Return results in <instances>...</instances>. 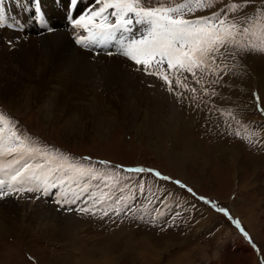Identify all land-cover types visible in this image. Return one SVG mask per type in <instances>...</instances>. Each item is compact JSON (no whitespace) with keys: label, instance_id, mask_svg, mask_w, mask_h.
<instances>
[{"label":"rangeland","instance_id":"1","mask_svg":"<svg viewBox=\"0 0 264 264\" xmlns=\"http://www.w3.org/2000/svg\"><path fill=\"white\" fill-rule=\"evenodd\" d=\"M11 1L9 5L16 4V0ZM229 1L233 0H218L213 7L195 13L211 15L216 9L226 8ZM234 1L244 2L243 10L239 9L243 13L250 12L254 7L253 2H256L257 7L263 8V11L255 12L256 16L264 15V0ZM161 2L165 6H175L184 0ZM142 3L145 6H155L157 0H142ZM11 5L7 7L9 14H12ZM53 14L57 16V13ZM200 14H194L193 17L202 16ZM57 21L60 22L61 18L58 17ZM21 38L29 40L31 47L33 46V33L29 34L26 30ZM262 38L264 35H260L259 31L251 38L238 37L244 44L250 40L262 42ZM13 41L17 42L15 37ZM14 45L10 47L6 38L0 39V86L5 77L1 73L3 70L16 69L15 61L18 66L21 61L28 62L26 74L22 76L21 82L15 71H10L14 79L6 75L9 81L0 91V111L17 122L21 131L35 138L41 145L62 151L79 163L95 165L101 173L108 172V169L96 162L107 160L111 162L110 167H150L181 180L192 187L198 196L207 197L218 207H226L233 218L241 222V226L260 251L252 249L248 240L227 217L185 190L170 182L159 183L146 174H142V177L135 174L130 178L132 183L129 179H123L124 174L129 176L124 173L121 180L116 177L118 183L113 185L116 190H126L127 195H131L129 186L139 188L141 179L145 186V178H151L156 184L153 189L161 193V197L168 202L166 204L161 198L164 205L159 208V212L163 213L160 216H166L170 210H175L176 204L184 203L189 206L186 213H181L175 223L172 217L176 213L167 220L157 218L152 223L158 209L155 205L148 204L147 198H154L156 191L141 193L138 189L135 194L141 195L136 196L131 205L134 204L136 208L135 203L142 199L141 209L148 204L144 220L132 219L130 215L125 216L123 213V218L116 221L105 219L107 217L100 219L99 214L92 216L69 212L55 203L59 199L58 194L43 196V199L52 198L49 199L54 200L52 204L41 198L36 201H16L11 198L18 204L17 220L8 222L9 229L0 239V264H191L189 262L192 260L188 259L192 258L187 257L188 251L191 256L196 257L194 264H209L205 262L207 257L213 258L209 262L221 261V264H241L238 261L241 257L248 264H261L264 260V115L256 110L257 103L253 94H258L264 100V53L252 51L240 56L245 74L229 80L228 88L217 89L221 92V97L213 98L210 102L223 114L215 109L209 113L208 107L204 106L203 111L181 106L163 89H149L146 77L131 71L128 64L101 63L96 60L98 58L91 57L87 61H92L88 65L95 68V72H91L94 80L87 83L88 86L78 97L75 87L65 88L63 84L62 87L58 86L53 101L55 106L49 109L52 115L47 117L42 106L48 91L56 90L53 67L48 65L46 58L48 53L38 52L40 58L35 60L29 51ZM77 49V56L83 55V50L79 47ZM4 61L8 64H4ZM60 73L68 78L63 71L56 74ZM115 79H119L117 82L120 87L113 88L123 91L118 98L108 89V84L112 85ZM158 96H166L169 103H164V99ZM63 97L69 103L64 102L66 99L62 100ZM228 111L233 113L234 120L228 116ZM226 121L231 123L230 129L227 128ZM151 122L157 127L165 126L163 129L166 131L158 134L149 131ZM248 126L253 131L245 130ZM236 129L249 134L250 139L237 136ZM228 150H235L237 157L241 156L238 168L230 166L231 156L227 153ZM203 155L207 163L203 161ZM86 157H90L91 161L86 160ZM112 171L118 170L113 168ZM87 183L92 185L93 192L98 191L101 179H87ZM161 187L163 191L159 190ZM53 193L55 194V189ZM30 195L35 197L40 194ZM84 196L86 199L88 194L85 193ZM47 210L49 214L45 212ZM184 210L182 208L180 211ZM142 214L144 213L141 211L136 213L137 216ZM43 217H49L50 220L47 218L48 221L43 223ZM193 225L196 226L195 229H192ZM215 241L223 242L222 246L218 248ZM6 243L14 246L12 253H2ZM233 243H239L252 259L240 250L234 253L228 251L227 248L233 246ZM203 244L205 247L201 248ZM106 245L110 252L104 251ZM202 257L205 259L202 260ZM214 262L212 264H216Z\"/></svg>","mask_w":264,"mask_h":264},{"label":"snow or ice","instance_id":"2","mask_svg":"<svg viewBox=\"0 0 264 264\" xmlns=\"http://www.w3.org/2000/svg\"><path fill=\"white\" fill-rule=\"evenodd\" d=\"M216 2L218 0H184L175 6H165L161 0H157L155 6H145L142 0H93L79 15L76 13L82 0H16V8L52 32L56 26L50 25V18L45 11V5L50 4L71 25L76 45L89 50L108 49L105 53L107 56L123 57L130 62L131 71L153 78L148 87L163 88L181 106L186 105L194 111H203L204 106L208 107L209 113L215 109L223 114L210 101L221 97L218 88H228L229 80L245 74L240 56L252 51L264 53V46L244 44L238 39L254 35L253 29H259L264 35V15L248 17L243 24L237 23L230 20L229 15L238 9L243 10L245 6L231 4L211 15L186 18V14L194 15L198 10L213 7ZM2 21L3 17L0 16ZM137 26L143 28L139 35L134 34ZM7 43L10 47L14 45L12 40ZM100 54V51L95 52L96 56ZM205 76L211 78L204 79ZM253 96L257 103L256 110L264 115V100L258 94L254 93ZM227 114L235 119L231 111ZM226 126L229 129L232 127L227 121ZM236 135H240L239 131ZM85 159L91 161L90 157ZM96 163L104 166L108 172L101 173L91 163L86 166L57 149L41 145L21 131L17 122L0 111V200L21 197L32 199L30 194L47 196L52 189H62L55 203L66 211L92 216L99 214L100 219L109 217L110 213L115 216L123 213L132 219L144 220L148 204L152 203L151 197L147 198L148 204L142 209L135 208L130 206L134 195H121L113 199L111 188L114 183H118L116 177L120 173L129 174L125 179H130V174L138 177L150 174L157 181L170 182L222 213L239 229L251 247L260 251L241 222L233 218L226 207H218L207 197L198 196L192 187L181 180L150 167H110L111 162L107 160ZM113 168L118 171H112ZM86 178L102 179L109 191L99 189L89 193V187L85 186ZM79 181H85V184ZM74 188L77 190L74 191ZM159 190L163 191V188ZM139 191H145L143 179ZM85 193L89 194L83 199ZM40 195H36L35 199H40ZM138 211L144 214L137 216ZM160 215L163 213L157 211L151 222L155 223ZM180 215L178 211L172 217L173 223ZM261 264H264V260Z\"/></svg>","mask_w":264,"mask_h":264},{"label":"bare ground","instance_id":"3","mask_svg":"<svg viewBox=\"0 0 264 264\" xmlns=\"http://www.w3.org/2000/svg\"><path fill=\"white\" fill-rule=\"evenodd\" d=\"M12 2V1H11ZM13 3V2H12ZM11 5V4H10ZM10 5H8V8L10 7ZM49 8H51V11L52 13H57V17H60L62 18V20L64 21V18H63V15H61V13L59 12H56L53 10L52 6L50 4H48ZM9 11V10H8ZM12 13V12H10ZM9 14V13H8ZM62 16V17H61ZM25 20V19H24ZM58 23H61L60 22H54V25L56 26ZM28 24V23H27ZM137 31L136 33H134L135 35L138 34L139 32L142 31V28L141 26H137L136 27ZM29 30H30V27H29ZM3 32L1 33L0 31V39H3V37H7L6 38V42L8 40H12L13 41V38L15 37L16 41L17 42H14V44H17L19 46L20 49H25L27 51H29V54H31V56L33 58L38 59L40 58L39 55H37L38 52L42 51L43 53H48V57L47 60H48V65H52L53 67V72L55 74V81H54V86L56 88V90H50L48 91L49 94L47 95L46 97V101L44 102L43 104V108H42V111L44 112V115H46L47 117L48 116H51L52 113L49 111V109H52V107H54L55 105V102L53 103L54 101V98L56 96V92L57 89H59V87H62L61 85L63 84V86L65 85V88L67 86H69L71 89H74L75 87V91L77 92V97L80 96L82 94V91H84L86 89V87L88 86L87 83H90L92 80H94L93 77H91V72L92 74L95 72V68L92 67L90 68L89 64L90 62L92 61H87L89 59H91V53L90 52H87V51H84L83 50V55L81 56H77V53H78V49H77V46L73 43V39L70 37V34L65 30V29H59L57 30L56 32H53V33H48V34H45V35H42V36H35V39H32L33 40V48L31 47V44L29 43V40L28 41H25L21 38V34L20 35H17L16 33L15 34H12V33H9L8 31H5V30H2ZM71 31V29L69 30ZM29 33V32H28ZM31 36V35H30ZM44 36H46L44 38ZM26 38V37H25ZM28 39V38H27ZM32 42V41H31ZM15 47V45H14ZM2 49V48H1ZM4 52V51H3ZM20 52H22L20 50ZM24 52V50H23ZM62 54H61V53ZM27 53V52H25ZM13 54V53H12ZM19 58V57H18ZM21 56H20V61H21ZM45 59V58H44ZM1 61V59H0ZM19 61V63H20ZM32 62V60H31ZM28 63V62H26ZM24 61H21V65L18 66L17 62L15 61V68L16 69H10V70H3V72L1 74L5 75L4 77V80H3V83H2V86H0V91L1 89L5 88L7 86V83L9 81V79L6 77V75H8L9 77H11L10 79H14V75L12 76L10 71H15L17 73V76H18V81L21 82V78L22 76L26 74V64ZM41 63V62H40ZM102 63V62H101ZM119 61H115V64H118ZM4 64H8V62L4 61ZM89 64V65H88ZM35 65V64H34ZM38 65V64H37ZM97 67V66H95ZM52 69V68H51ZM108 69V68H107ZM66 72L68 78L66 77L65 74H56L57 72ZM28 72V71H27ZM37 72V71H36ZM48 72V70H47ZM50 72V71H49ZM48 72V73H49ZM38 73V72H37ZM36 73V74H37ZM129 73V72H128ZM19 74H20V79H19ZM30 74V73H29ZM53 75V74H52ZM27 76V75H26ZM95 76V75H94ZM16 77V76H15ZM146 77V76H145ZM37 78V77H36ZM39 78V77H38ZM54 78V77H53ZM96 78V77H95ZM103 78V77H102ZM123 78V77H122ZM129 78V77H128ZM15 79V80H17ZM119 80V79H118ZM117 79L114 80L113 84H108V89H110V91L112 90L113 93L115 95H117V98L119 96L120 93H123V91L120 89V88H113V87H120L119 86V81ZM153 78L151 77H146V84L148 86V84L150 82H152ZM118 81V82H117ZM98 82V81H97ZM136 82V81H135ZM45 83V82H44ZM43 83V84H44ZM50 83V82H49ZM53 83V82H52ZM145 83V82H144ZM48 84V83H47ZM51 84V83H50ZM53 86V87H54ZM59 86V87H58ZM133 86V85H132ZM17 87V86H16ZM25 87V86H24ZM58 87V88H57ZM65 88H61L62 90H65ZM69 88V89H70ZM136 88V87H135ZM24 89V88H22ZM21 89V90H22ZM151 89V88H149ZM154 89H163L161 87H155V88H152L151 90L154 91ZM135 90V89H134ZM47 92V93H48ZM75 95V94H74ZM73 95V96H74ZM136 95V94H135ZM162 95V94H161ZM132 96V95H131ZM169 96V95H168ZM155 97V96H154ZM158 97H161V96H158ZM170 97V96H169ZM2 99H5L4 96H1ZM157 98V97H156ZM162 98V97H161ZM66 99L64 102H67L69 103V101L67 100V98H62V100ZM93 99V98H92ZM132 99V98H131ZM162 99H164V103L168 104L169 103V100L166 96H164ZM172 99V98H171ZM117 100V99H116ZM158 100V99H157ZM88 102V101H87ZM82 103H84L82 101ZM131 103H134V101H132ZM130 103V104H131ZM151 103V102H150ZM157 103V102H156ZM174 103V102H172ZM154 105V104H153ZM158 105V104H157ZM174 106V105H173ZM171 107V106H170ZM172 108V107H171ZM163 110V109H162ZM167 113V112H165ZM173 113V112H172ZM167 115V114H166ZM156 116V115H155ZM169 116V115H168ZM172 116V115H171ZM175 116V115H174ZM173 117V116H172ZM175 119V118H174ZM170 120V118H169ZM170 122V121H169ZM152 123V122H151ZM171 123V122H170ZM169 123V124H170ZM175 123V122H174ZM158 124V123H157ZM163 126V125H162ZM172 126V125H171ZM165 128V126H163ZM163 127L161 126H156L154 123H152L150 125V127L148 128L149 131L153 132V133H161L163 132ZM167 128H168V125H167ZM166 128V129H167ZM166 131V130H164ZM165 135V134H164ZM171 151V150H170ZM229 154L230 157V166L231 167H235V168H238V165H239V161L241 159V156L237 157L238 154L235 150H231L227 152ZM205 155V154H204ZM204 155L202 156L203 157V161L205 163H207L208 161L206 160L205 161V157ZM209 158V157H208ZM238 170V169H237ZM233 173V172H232ZM18 205V204H17ZM16 201L15 200H12L11 198H7L3 201L0 202V239L3 238V236L6 234L7 230L9 229L8 228V222L9 221H12L14 222L13 220H17V211H16ZM46 213L49 214V211H45ZM43 214V213H42ZM44 215V214H43ZM51 217V216H50ZM44 218V222L43 223H46L48 221L47 218L43 217ZM247 219V218H246ZM50 220V218H49ZM60 221V220H59ZM63 223V222H62ZM43 225V224H42ZM45 225V224H44ZM69 225V224H67ZM73 225V223H72ZM39 226V225H38ZM70 226V225H69ZM71 227V226H70ZM148 239V237H147ZM148 241V240H147ZM150 242V241H149ZM152 243V242H151ZM143 244V243H142ZM151 246V244H149ZM14 249V246L10 243H6L4 245V249L2 250V253L5 254V253H12ZM110 248L108 247V245L105 246L104 248V251L106 252H110L109 250ZM109 250V251H108ZM5 256V255H4ZM188 257V256H187ZM7 258V256L5 257ZM9 259V258H8ZM180 260V259H179ZM7 261V260H6ZM5 262V261H4ZM8 262V261H7ZM10 262V261H9ZM150 262V261H149Z\"/></svg>","mask_w":264,"mask_h":264},{"label":"crops","instance_id":"4","mask_svg":"<svg viewBox=\"0 0 264 264\" xmlns=\"http://www.w3.org/2000/svg\"><path fill=\"white\" fill-rule=\"evenodd\" d=\"M235 215H238V214H236L235 213ZM193 219H196V218H193ZM193 223H195V221H193ZM196 228V226H192V229H195ZM214 242V241H213ZM211 243V242H210ZM215 243H217V246H218V248H220V246H222V243L223 242H219V241H215ZM248 243V242H247ZM257 243V242H256ZM230 244V243H229ZM203 247H205V245L203 244L202 246H201V248H203ZM233 247V248H232ZM240 247V248H239ZM226 248V247H225ZM230 248V249H229ZM229 248H227V250L228 251H230V252H232V253H234L235 251H238V250H240L241 251V253H244L245 255H247V256H249L250 258H251V256L249 255V253L248 252H246L243 248H241V246H240V244L239 243H233V246H231V247H229ZM191 249H193V248H191ZM253 249V248H252ZM188 254H187V256H188V258L189 257H191L192 259H188V260H192V261H190L189 263H191V264H194V260H196V257L193 255V256H191L190 255V251H188L187 252ZM225 258H226V256H224ZM202 260H204L205 258H201ZM213 258L212 257H207L206 259H205V262H207V263H209V264H212L214 261H212V262H209V261H211ZM224 259V258H223ZM242 259V257L241 258H239V260L238 261H241L242 263L241 264H248L249 262H246L245 260H241ZM249 259V258H248ZM252 259V258H251ZM214 263H220L221 264V261H219V262H214ZM236 262H234V264H235ZM252 263H253V261H252ZM195 264H199V263H195Z\"/></svg>","mask_w":264,"mask_h":264}]
</instances>
